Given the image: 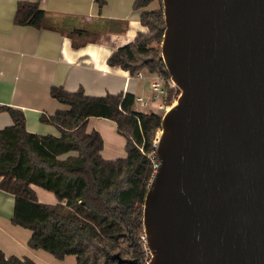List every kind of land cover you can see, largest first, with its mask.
<instances>
[{"label": "water", "instance_id": "1", "mask_svg": "<svg viewBox=\"0 0 264 264\" xmlns=\"http://www.w3.org/2000/svg\"><path fill=\"white\" fill-rule=\"evenodd\" d=\"M179 89L145 193L146 264H264V0H161Z\"/></svg>", "mask_w": 264, "mask_h": 264}, {"label": "trees", "instance_id": "2", "mask_svg": "<svg viewBox=\"0 0 264 264\" xmlns=\"http://www.w3.org/2000/svg\"><path fill=\"white\" fill-rule=\"evenodd\" d=\"M96 1L102 6L103 0ZM153 1L136 0L134 7ZM45 18L46 12L35 2L19 1L13 19L16 24L42 27ZM140 23L146 30L113 51L107 63L132 76L144 70L169 79L160 50L165 28L162 9L142 11ZM49 92L65 107L41 114L40 120L53 123L60 132L57 136L29 132L21 110L0 108L13 120L0 129V189L14 197L11 221L31 230L30 248L57 259L74 255L76 264H145L142 211L154 174L147 154L161 115L134 109L131 93L89 96L82 88L68 91L62 86H51ZM90 116L115 123L125 139L124 157H102L101 134L86 131ZM72 151L76 154L60 158ZM32 185L52 192L57 202H39ZM0 264L34 262L6 256L0 249Z\"/></svg>", "mask_w": 264, "mask_h": 264}, {"label": "crops", "instance_id": "3", "mask_svg": "<svg viewBox=\"0 0 264 264\" xmlns=\"http://www.w3.org/2000/svg\"><path fill=\"white\" fill-rule=\"evenodd\" d=\"M19 1L35 2L46 12L42 27L14 22ZM135 1L103 0L99 6L96 0H0V108L21 110L29 132L57 136L60 132L53 123L40 120L41 114L65 107L50 95L51 86L68 91L82 88L89 96L148 95L152 74L142 70V77L132 76L107 63L113 51L146 30L140 15L153 10V3L135 8ZM133 107L139 110L136 102ZM12 122L9 112L0 109V129ZM93 129L102 136L103 158L125 156V139L112 120L90 116L86 131ZM32 188L39 202H57L52 192ZM13 205V195L0 189V249L6 256L26 257L34 264H76L74 255L57 259L45 250L30 248L31 230L11 221Z\"/></svg>", "mask_w": 264, "mask_h": 264}, {"label": "built area", "instance_id": "4", "mask_svg": "<svg viewBox=\"0 0 264 264\" xmlns=\"http://www.w3.org/2000/svg\"><path fill=\"white\" fill-rule=\"evenodd\" d=\"M135 76L142 77L141 71L136 72ZM150 87H151V90L149 91L148 95L135 96V102L138 104V108L140 111L156 112V113L158 111H161L163 114L166 110H168L172 106L171 104L166 102L165 98L168 95L169 88L175 87V84L170 78L166 79L162 75L152 74ZM158 137H159V131L155 132V135L152 140V150L147 154V156L152 159L153 172L156 171V168L159 163L156 157ZM143 240H144V237H143ZM149 257H150V253L147 249L146 262L148 261Z\"/></svg>", "mask_w": 264, "mask_h": 264}, {"label": "rangeland", "instance_id": "5", "mask_svg": "<svg viewBox=\"0 0 264 264\" xmlns=\"http://www.w3.org/2000/svg\"><path fill=\"white\" fill-rule=\"evenodd\" d=\"M152 3H153V6H154V9L153 10H160V9H162V1L161 0H154ZM154 44H156V43H154ZM150 83H151V79L148 82V91L151 90ZM178 94H179V89L175 85V87L169 88L168 95L166 96L165 99H166V101L169 104H171L173 106L176 103V99L178 97ZM157 113L160 114V115H162V112L161 111H158ZM159 129L160 128H158L156 130V132H158ZM143 241L145 242V240H143Z\"/></svg>", "mask_w": 264, "mask_h": 264}]
</instances>
